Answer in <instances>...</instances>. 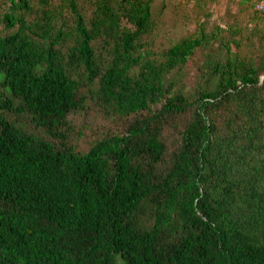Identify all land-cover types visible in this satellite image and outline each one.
Segmentation results:
<instances>
[{
	"label": "trees",
	"instance_id": "1",
	"mask_svg": "<svg viewBox=\"0 0 264 264\" xmlns=\"http://www.w3.org/2000/svg\"><path fill=\"white\" fill-rule=\"evenodd\" d=\"M155 4L0 0V264H264V60Z\"/></svg>",
	"mask_w": 264,
	"mask_h": 264
},
{
	"label": "rangeland",
	"instance_id": "2",
	"mask_svg": "<svg viewBox=\"0 0 264 264\" xmlns=\"http://www.w3.org/2000/svg\"><path fill=\"white\" fill-rule=\"evenodd\" d=\"M155 7L158 13L163 9L160 12L162 36L156 42L159 51L194 34L196 22L205 13L208 31L225 27L230 30L229 34L235 35L233 41L240 43L239 60L245 63L264 60V23L254 17L251 6L241 5L240 0H156ZM206 56L198 52L187 66L175 71L176 77H181L190 90L195 89L198 81L203 82L200 77ZM95 114L96 110L89 113V122Z\"/></svg>",
	"mask_w": 264,
	"mask_h": 264
},
{
	"label": "built area",
	"instance_id": "3",
	"mask_svg": "<svg viewBox=\"0 0 264 264\" xmlns=\"http://www.w3.org/2000/svg\"><path fill=\"white\" fill-rule=\"evenodd\" d=\"M255 10L259 13H264V0H260L256 3Z\"/></svg>",
	"mask_w": 264,
	"mask_h": 264
}]
</instances>
